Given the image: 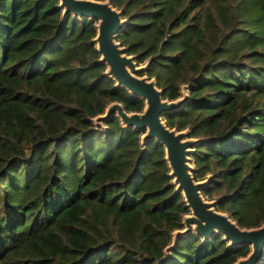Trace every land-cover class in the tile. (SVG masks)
I'll use <instances>...</instances> for the list:
<instances>
[{
    "label": "trees",
    "instance_id": "obj_1",
    "mask_svg": "<svg viewBox=\"0 0 264 264\" xmlns=\"http://www.w3.org/2000/svg\"><path fill=\"white\" fill-rule=\"evenodd\" d=\"M103 1V0H98ZM116 40L145 64L163 116L200 139L189 156L201 194L241 229L264 224V0H107ZM94 23L57 0H0V264H232L249 246L218 235L171 244L188 213L162 148L114 117ZM168 248V249H167ZM255 264H264V245Z\"/></svg>",
    "mask_w": 264,
    "mask_h": 264
},
{
    "label": "water",
    "instance_id": "obj_2",
    "mask_svg": "<svg viewBox=\"0 0 264 264\" xmlns=\"http://www.w3.org/2000/svg\"><path fill=\"white\" fill-rule=\"evenodd\" d=\"M57 8L61 11V18L72 15L94 23L95 33L91 43L98 55V64L103 66L102 75L113 83L114 88L125 91L142 103L139 112L127 113L119 103L111 102L105 106L102 114L91 119V123L99 127L102 122L114 117L122 129L133 128L142 133L140 146L152 141L162 148L167 177L174 193L181 196L188 211L181 218V229L170 234L171 244L179 237L190 234L204 241L218 235L227 248H250L244 258L232 264H255L264 245V224L241 229L227 214L215 209L216 201L206 200L202 196L207 179H193L189 159L201 140L189 137L188 129L177 131L168 128L163 120L165 114L180 107L183 98L171 102L162 100L154 79L141 75L146 65H136L134 57L127 55L126 48L117 42V34L125 24L121 10L113 8L107 0H57Z\"/></svg>",
    "mask_w": 264,
    "mask_h": 264
},
{
    "label": "rangeland",
    "instance_id": "obj_3",
    "mask_svg": "<svg viewBox=\"0 0 264 264\" xmlns=\"http://www.w3.org/2000/svg\"><path fill=\"white\" fill-rule=\"evenodd\" d=\"M143 65H145V64H140L139 66H143ZM141 75H145L146 76V74H144L143 72L141 73ZM147 77V76H146ZM148 78V77H147ZM149 79V78H148ZM181 98H183V97H180L179 99H181ZM147 142H149V141H147ZM146 143V142H145Z\"/></svg>",
    "mask_w": 264,
    "mask_h": 264
}]
</instances>
